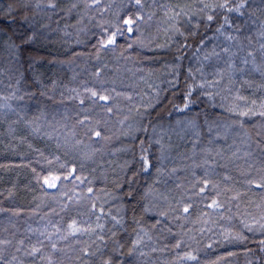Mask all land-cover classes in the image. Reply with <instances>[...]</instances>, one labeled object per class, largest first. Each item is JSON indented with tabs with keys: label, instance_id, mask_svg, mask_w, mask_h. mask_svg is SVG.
I'll use <instances>...</instances> for the list:
<instances>
[{
	"label": "trees",
	"instance_id": "16d2710c",
	"mask_svg": "<svg viewBox=\"0 0 264 264\" xmlns=\"http://www.w3.org/2000/svg\"><path fill=\"white\" fill-rule=\"evenodd\" d=\"M142 4L0 0L6 261L47 264L26 254L39 237L45 255L52 242L64 250L53 256L60 264H264V190L242 175L246 160L264 165V117L237 114L264 110V0H232L244 6L216 9L211 23L200 0ZM129 15L143 17L137 30L100 50L109 25ZM89 88L115 97L111 113ZM85 115L101 137L85 135ZM61 164L83 183L45 185V176L66 174ZM204 179L217 187L197 195ZM212 199L221 206L209 207ZM72 220L95 231L59 239Z\"/></svg>",
	"mask_w": 264,
	"mask_h": 264
},
{
	"label": "snow or ice",
	"instance_id": "6c2138e0",
	"mask_svg": "<svg viewBox=\"0 0 264 264\" xmlns=\"http://www.w3.org/2000/svg\"><path fill=\"white\" fill-rule=\"evenodd\" d=\"M100 0H94V4H98ZM132 3H134L138 8L142 9L143 4L142 0H131ZM202 7L200 8L201 12H205V10H208L209 13L207 15V21L211 23L214 20V13L216 9H223L227 12H233V11H240V9L244 6L243 4H239L236 7H231L230 4L232 3V0H223L222 3H205L204 0H200ZM50 7H55L54 4H50ZM11 14V13H9ZM181 13L180 11L176 12V16H179ZM143 17L140 15H129L127 18L118 20L117 24L115 26L109 25V27H115V30L108 33L105 38H102L99 41V49H107L109 46H113L116 43V38L117 36H122L124 35L125 32L127 33H132L137 30V25L140 20H142ZM225 23H227V18L225 17ZM219 31V29H217ZM105 32H107V29H104ZM31 39V38H29ZM264 47V46H262ZM252 53H249V56H251ZM247 63V61H245ZM200 87H204V85H200ZM85 91L89 94V98L92 100L94 104L103 102L100 106L102 108H105V110L108 113L112 112V108L109 107L108 105L115 99V97L111 93L101 92L97 91L95 89H85ZM188 96H191V90L188 92ZM238 99H245L244 97H237ZM85 101L84 99L80 100V103L83 104ZM253 103H255L253 101ZM188 107V104H185V108ZM238 107V106H237ZM262 109H264V105H262ZM182 110V109H181ZM230 111H236V109H230ZM241 117H248L250 115H259L261 117H264V110L259 111L258 113L253 111L251 108L248 110H240L237 113ZM78 123L80 125H84L86 127V132L85 135H88L89 133H93L96 137H101V131L94 129L91 127V120L89 116L85 115L83 119L79 120ZM241 128H243V123L241 122ZM258 135H260L258 133ZM248 141H251V137H248ZM79 142V141H78ZM257 148L260 147V143L257 142ZM249 148H251V143H249ZM246 157L251 158L252 157V152L248 151L244 154ZM260 157L264 159V149H260ZM57 160L59 159L58 157L56 158ZM144 161L145 168L144 170L147 171V168L149 165V162L146 158H142ZM247 163V171L242 172V175L246 177V183L251 189L252 187H255L257 189L264 190V165H262L260 168H254L252 163H249L246 160ZM60 167L62 169H66V174L64 175H58V174H50L48 176H45L43 178V183L47 185L49 188H56L59 183H62L64 181H80L83 183L81 180V177L77 174V170L75 168L67 169L66 165L61 164ZM211 184V181L208 179H204L199 181V191L196 193L197 195H203L209 191V185ZM193 187H196V185H193ZM211 187L215 189L217 186L215 184H211ZM91 192V189H89ZM217 195H219V192H217ZM209 207H214V208H219L221 206L220 202L216 199H212L211 203L208 205ZM189 207H185L183 211L187 213L189 211ZM102 211V210H101ZM99 219V217H97ZM115 219V217H113ZM260 220H264V216L260 217ZM119 223V221H117ZM259 223V221H257ZM247 226V225H246ZM97 227H102L101 225H97ZM261 228H264V223L260 224ZM251 230V229H249ZM66 232V235H60L59 239L67 240L69 237H77L79 235H83L85 233H90L95 231L90 225L88 227L82 226L78 221L72 220L71 223L67 225V228L64 230ZM56 233H61L60 228L55 229ZM39 236L45 237L49 242L52 241L53 235L52 234H46L45 232H40ZM102 239V237H101ZM20 246L24 245V240H20L19 242ZM13 246L11 240H5V239H0V264H12V261H6L5 256L3 253L10 247ZM179 245H177L178 247ZM50 248L51 251L45 255L44 249H45V243L44 240L37 238V242L33 244L30 249L26 251V254L32 257H38L41 260H46L47 264H60L59 260H54L53 256L58 253V252H63V249L57 248V244L52 242L50 243ZM20 247L16 248V251H20ZM81 251L85 254L88 255L89 253L85 249H81ZM91 255H95V253H91ZM189 259H194V257H188ZM12 260H16V257L13 256ZM103 264H109L108 261H104Z\"/></svg>",
	"mask_w": 264,
	"mask_h": 264
}]
</instances>
